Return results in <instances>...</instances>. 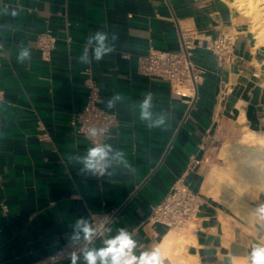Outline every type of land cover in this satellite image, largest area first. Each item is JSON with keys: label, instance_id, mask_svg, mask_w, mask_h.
I'll return each instance as SVG.
<instances>
[{"label": "crops", "instance_id": "1", "mask_svg": "<svg viewBox=\"0 0 264 264\" xmlns=\"http://www.w3.org/2000/svg\"><path fill=\"white\" fill-rule=\"evenodd\" d=\"M230 2L0 0V264H73V257L86 264L83 251L105 247L121 229L137 242L135 255L158 247L165 264H227L261 242V222L215 199L208 181L213 166L224 165L225 144L245 127L264 132V44L256 48L248 19ZM224 30L240 35L233 61L207 49ZM97 31L115 47L99 62L92 59L95 41L87 42ZM48 34L55 40L44 47ZM183 34L198 39L192 61L201 72L190 97L137 69V56L150 47L179 51ZM85 48L90 64L78 60ZM22 49L31 57L23 63ZM91 83L101 107L117 114L100 177L85 166L94 147L72 125ZM149 92L153 119L163 116L166 130L139 118ZM116 95L121 99L108 108ZM183 177L200 207L180 242L169 236L177 230L147 217ZM248 199L257 207L264 194ZM85 226L94 230L90 241ZM52 256L59 260L49 262Z\"/></svg>", "mask_w": 264, "mask_h": 264}, {"label": "built area", "instance_id": "2", "mask_svg": "<svg viewBox=\"0 0 264 264\" xmlns=\"http://www.w3.org/2000/svg\"><path fill=\"white\" fill-rule=\"evenodd\" d=\"M240 35L236 32L224 30L218 38L211 41L207 49L214 55L226 61H233L234 49ZM44 47L54 43L51 35H46ZM198 39L192 35H182V47L179 51L161 50L150 47L146 54L137 56V69L142 75L157 77L167 81L172 89L182 97L193 95L197 85V75L200 69L195 67L192 57L197 49ZM47 42V44H46ZM129 58V55H124ZM179 87L190 91L187 95L180 92ZM117 124L116 112L107 111L101 107V98L98 87L91 83L88 85L86 103L78 114L75 115L72 125L76 132L83 135L94 147H104ZM96 129V134H91V129ZM199 160L193 162V167L199 164ZM105 165V159L100 161ZM103 171H95L101 176ZM200 202L197 193L187 183L186 177L177 180L172 189L158 203L150 206V213L147 217L148 223L160 224L172 230H188L197 221ZM57 256L48 259L49 262H56Z\"/></svg>", "mask_w": 264, "mask_h": 264}, {"label": "bare ground", "instance_id": "3", "mask_svg": "<svg viewBox=\"0 0 264 264\" xmlns=\"http://www.w3.org/2000/svg\"><path fill=\"white\" fill-rule=\"evenodd\" d=\"M230 1L231 6L235 7L243 17L249 19L256 48L263 45L264 6L260 3L261 0ZM179 89L182 93L191 94L184 87H179ZM220 155L225 158L229 157V159L226 160L225 165L213 166V171L211 175L209 174V180L207 179L213 185V190L209 184L210 189L208 191L212 190L210 193L215 199L226 205V207H234L247 220L255 218L251 213L256 206L250 205L248 196L257 198L259 195L264 194V132L245 127L243 136L234 143L225 144ZM235 165L241 169L247 168V172H244L243 169L233 171ZM208 181L205 182L208 183ZM172 235H178V240L183 242L185 230L173 231L169 236ZM166 241L170 242L171 238H167Z\"/></svg>", "mask_w": 264, "mask_h": 264}, {"label": "clouds", "instance_id": "4", "mask_svg": "<svg viewBox=\"0 0 264 264\" xmlns=\"http://www.w3.org/2000/svg\"><path fill=\"white\" fill-rule=\"evenodd\" d=\"M13 15H16L14 12ZM108 34L97 31L94 35L88 37V44L91 45L95 41L96 46L92 51V59L99 62L107 55L115 51L114 45L106 44ZM117 39L116 34L112 35V40ZM31 59L27 49H22L18 54V60L23 63L25 60ZM82 64H90L88 50L85 48L82 55L78 57ZM121 97L116 95L113 100L108 101V108L114 107V100H119ZM153 94L148 93L139 103V118L146 122L148 128H163L167 129V122L163 116L158 119H153ZM91 134H96V129H91ZM110 148L97 147L89 150L88 156L85 158V166L89 170L103 171L106 167L100 161L107 158ZM117 157H121L122 153H117ZM127 166V165H126ZM261 223L257 227V233L260 235V243L254 244L251 251L245 258L229 257L227 264H264V203H260L251 213ZM86 222L81 219L78 225H85ZM84 239L90 241L95 235L94 230L88 226L83 227ZM79 235L73 237V240H79ZM105 247L96 249H86L83 251L86 264H165V256L157 247L149 252H143L138 257L134 254V249L137 247V242L124 229H121L119 235L113 239L105 241ZM75 264V257H73Z\"/></svg>", "mask_w": 264, "mask_h": 264}, {"label": "rangeland", "instance_id": "5", "mask_svg": "<svg viewBox=\"0 0 264 264\" xmlns=\"http://www.w3.org/2000/svg\"><path fill=\"white\" fill-rule=\"evenodd\" d=\"M260 3L262 4V6H264V0H261ZM262 6H261V7H262ZM247 19H248V18H247ZM248 21H249V19H248ZM249 25H250V23H249ZM250 31H251V27H250ZM215 147H216V150H218V148H219V144L216 143ZM222 158H223V160H224V165H225V162H226L227 159H229V157H227V158L222 157ZM230 158H231V157H230ZM242 169H243L244 172H247V168H242ZM242 169L239 168V167H237V166L235 165L234 168H233V171H240V170H242ZM192 227H194V225H191V228H192Z\"/></svg>", "mask_w": 264, "mask_h": 264}, {"label": "water", "instance_id": "6", "mask_svg": "<svg viewBox=\"0 0 264 264\" xmlns=\"http://www.w3.org/2000/svg\"><path fill=\"white\" fill-rule=\"evenodd\" d=\"M195 88H197V85H195ZM172 143H173V141H172ZM172 143H171L170 147L172 146ZM170 147H169V148H170ZM164 158H165V157H164ZM163 160H164V159H163ZM163 160L161 161L160 165L162 164ZM160 165H159V166H160ZM157 169H158V168H157ZM157 169H156V170H157ZM149 178H150V177H149ZM149 178L146 179V181L143 183V185L149 180ZM143 185H142V186H143ZM142 186H141V187H142ZM141 187H140V188H141ZM132 197H133V196H132ZM124 206H125V205H124ZM124 206H122V208H120V210L118 211V213L124 208ZM118 213H117V214H118ZM115 216H116V215H115ZM115 216H114V217H115ZM114 217H113V218H114Z\"/></svg>", "mask_w": 264, "mask_h": 264}]
</instances>
